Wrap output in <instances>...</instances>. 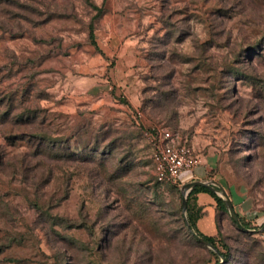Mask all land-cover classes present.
<instances>
[{
	"label": "rangeland",
	"instance_id": "1",
	"mask_svg": "<svg viewBox=\"0 0 264 264\" xmlns=\"http://www.w3.org/2000/svg\"><path fill=\"white\" fill-rule=\"evenodd\" d=\"M263 32L264 0H0V264H264ZM158 125L251 224L214 207L217 251L154 175Z\"/></svg>",
	"mask_w": 264,
	"mask_h": 264
},
{
	"label": "built area",
	"instance_id": "2",
	"mask_svg": "<svg viewBox=\"0 0 264 264\" xmlns=\"http://www.w3.org/2000/svg\"><path fill=\"white\" fill-rule=\"evenodd\" d=\"M146 135L153 148V171L158 181L177 184L183 171L201 163L200 157L178 131L158 125L149 129Z\"/></svg>",
	"mask_w": 264,
	"mask_h": 264
},
{
	"label": "trees",
	"instance_id": "3",
	"mask_svg": "<svg viewBox=\"0 0 264 264\" xmlns=\"http://www.w3.org/2000/svg\"><path fill=\"white\" fill-rule=\"evenodd\" d=\"M254 1H257V0H254ZM91 6L96 11V14H98V15L102 14L104 12V10H105L104 6H103V2H101V3L94 2V4H92ZM261 34L262 35H261V37L259 39H256V40H254L252 42L250 48H252V50L254 49V47L257 48L256 49V54H261L262 55L264 53L263 52V50H264V48H263V45H264V32L261 33ZM89 39L91 41V44L96 45L95 36H94V32H93V19L89 22ZM42 121L43 120H41V122H39L38 124H41V123L43 124ZM20 122H21V124H26V125L34 124V123H36V115H35V117L33 116L32 119H27V120L23 119ZM34 132L35 133H32V135H33V138H36V141H35V143H37L36 144V146H37L36 150L40 154L41 152H43L42 150H45L47 148V146L45 144H46L47 139L49 140L51 138V135H50V133L45 131L43 126L34 127ZM59 138H60L59 140H60L61 144L63 142V144L65 143V144H67V146L68 145L71 146L70 142L65 137V135H62V137L60 136ZM32 142L33 141H31V143ZM200 192L208 193L213 198L215 207L217 208L218 212L220 211L221 214H225V213H227V210H226V207H225L223 199L219 195H217L215 192H213L210 189H208L207 187L197 185V186H194L188 193V196H187V213H188V222H189L191 228L200 237H202L204 240H206L209 243H211L212 245H214L216 247V249H217V247H219L218 243H217L218 236H219L218 226H217V232L214 235L204 234L197 227V221L201 217V215H199V211L202 212V206L197 203V194L200 193ZM196 206H198L197 209L195 208ZM216 217H217V215H216ZM239 217H240V220H241L242 224L246 228L250 227L251 224L249 223V221L245 220L240 215H239ZM230 219L233 221V223L237 224L232 218H230ZM193 237L198 242L202 243L194 235H193ZM212 254L216 256L215 253H212ZM221 254L224 257V260L228 259V255L226 253H221ZM218 263H220L219 260H218Z\"/></svg>",
	"mask_w": 264,
	"mask_h": 264
},
{
	"label": "crops",
	"instance_id": "4",
	"mask_svg": "<svg viewBox=\"0 0 264 264\" xmlns=\"http://www.w3.org/2000/svg\"><path fill=\"white\" fill-rule=\"evenodd\" d=\"M115 69V67H114ZM113 71L109 70L107 73L108 76L104 79H101V83H96L92 77L87 78L84 84H86V88H93L94 90L99 89V91H104V94L107 93L112 89V84L115 86H120L122 83L119 82L118 80L113 79V75H115V70ZM109 79H111L109 81ZM92 89V90H93ZM202 162V161H201ZM202 163L199 165L195 166L193 169H191V174L186 177H179L178 182L180 185L191 182L194 180H199L208 177V171H209V166H201ZM196 167H199L198 171H196ZM197 202L203 207V216L198 219L197 221V227L198 229L203 232L204 234L208 235H214L217 232V223H216V215L214 213V200L213 198L205 192H200L197 194Z\"/></svg>",
	"mask_w": 264,
	"mask_h": 264
},
{
	"label": "water",
	"instance_id": "5",
	"mask_svg": "<svg viewBox=\"0 0 264 264\" xmlns=\"http://www.w3.org/2000/svg\"><path fill=\"white\" fill-rule=\"evenodd\" d=\"M204 186L207 187L208 189H210L211 191L215 192L217 195H219L225 204V207L227 209V211L229 212L230 216L232 217V219L244 230H248L241 222L240 217L238 216V214L236 213L232 201L228 195V193L224 190V188L222 186H220L218 183H216L215 181H204V180H194L191 182H187L182 184V186L180 187L181 190V194H182V209L184 214H186V209H187V196L189 191L194 187V186ZM186 223H187V227L190 231L191 234H193L198 240H200L203 244L209 246L210 248H212L214 251H217L216 247L214 245H212L211 243H209L208 241L204 240L202 237H200L190 226L188 220L186 219ZM261 230H264V225L261 228ZM223 262V260L219 263L221 264Z\"/></svg>",
	"mask_w": 264,
	"mask_h": 264
}]
</instances>
